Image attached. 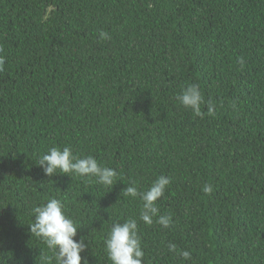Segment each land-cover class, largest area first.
<instances>
[{
    "label": "trees",
    "instance_id": "16d2710c",
    "mask_svg": "<svg viewBox=\"0 0 264 264\" xmlns=\"http://www.w3.org/2000/svg\"><path fill=\"white\" fill-rule=\"evenodd\" d=\"M0 264H264V0H0Z\"/></svg>",
    "mask_w": 264,
    "mask_h": 264
}]
</instances>
